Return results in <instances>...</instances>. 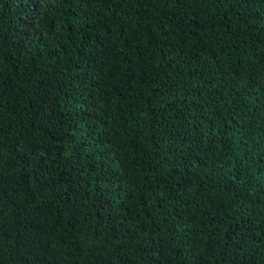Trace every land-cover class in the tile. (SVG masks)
Returning <instances> with one entry per match:
<instances>
[{"label": "trees", "instance_id": "trees-1", "mask_svg": "<svg viewBox=\"0 0 264 264\" xmlns=\"http://www.w3.org/2000/svg\"><path fill=\"white\" fill-rule=\"evenodd\" d=\"M0 264H264V0H0Z\"/></svg>", "mask_w": 264, "mask_h": 264}]
</instances>
